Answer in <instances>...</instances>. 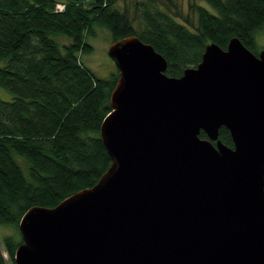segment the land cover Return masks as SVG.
I'll return each mask as SVG.
<instances>
[{
  "label": "water",
  "instance_id": "1",
  "mask_svg": "<svg viewBox=\"0 0 264 264\" xmlns=\"http://www.w3.org/2000/svg\"><path fill=\"white\" fill-rule=\"evenodd\" d=\"M108 54L119 72L100 127L111 165L93 187L24 213L16 264H264V49L209 43L181 76L138 36Z\"/></svg>",
  "mask_w": 264,
  "mask_h": 264
},
{
  "label": "trees",
  "instance_id": "2",
  "mask_svg": "<svg viewBox=\"0 0 264 264\" xmlns=\"http://www.w3.org/2000/svg\"><path fill=\"white\" fill-rule=\"evenodd\" d=\"M119 1L0 0V88L11 94L0 92V225L17 230L3 239L13 264L24 213L93 187L111 165L100 127L119 72L100 77L83 60L97 25L113 42L151 44L171 76L197 66L209 43L264 49V0H189L187 10L184 0H134L132 14ZM219 138L233 146L225 126Z\"/></svg>",
  "mask_w": 264,
  "mask_h": 264
},
{
  "label": "rangeland",
  "instance_id": "3",
  "mask_svg": "<svg viewBox=\"0 0 264 264\" xmlns=\"http://www.w3.org/2000/svg\"><path fill=\"white\" fill-rule=\"evenodd\" d=\"M188 1L189 0H184L185 10H187ZM118 4L121 8L124 7L129 9L131 14L134 12V0H120ZM59 7L63 8V6L61 7L60 5ZM95 29L96 35L90 36L88 39V42L93 46V52L84 55L83 60L98 76L108 78L118 70L114 61L108 54V50L113 43V38L107 28L97 25ZM65 39H67L68 41L67 36L65 37ZM259 42L260 44H262L261 46L264 45V34L260 35ZM260 49L262 50L263 48L260 47ZM0 92L4 99L11 98V94L6 90L0 88ZM16 234L17 230L14 227L0 225V248L2 250L4 258L7 261V264L13 263L10 260L9 254L5 249L3 239L6 236Z\"/></svg>",
  "mask_w": 264,
  "mask_h": 264
}]
</instances>
